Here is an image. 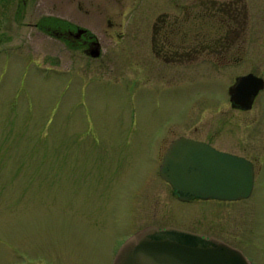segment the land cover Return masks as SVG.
<instances>
[{
    "label": "rangeland",
    "instance_id": "obj_1",
    "mask_svg": "<svg viewBox=\"0 0 264 264\" xmlns=\"http://www.w3.org/2000/svg\"><path fill=\"white\" fill-rule=\"evenodd\" d=\"M198 1L38 0L25 11L0 0V264H103L104 253L112 264L129 219L152 193L170 209L168 191L158 190L160 145L164 153L180 133L205 138L222 126L237 141L215 139L222 150L257 164L252 195L176 201L174 215L264 264V90L249 112L232 110L228 93L240 75L264 77V0H217L244 9L233 44L243 48L242 63L215 68L201 54L158 56L156 18ZM40 12L88 29L100 57L40 33ZM169 130L175 136L161 140Z\"/></svg>",
    "mask_w": 264,
    "mask_h": 264
},
{
    "label": "water",
    "instance_id": "obj_2",
    "mask_svg": "<svg viewBox=\"0 0 264 264\" xmlns=\"http://www.w3.org/2000/svg\"><path fill=\"white\" fill-rule=\"evenodd\" d=\"M89 55L100 57L94 43ZM264 89L254 74L239 77L229 88L231 102L249 110ZM253 163L187 138L175 140L166 154L161 175L181 200L195 197L235 202L249 198L255 183ZM113 264H251L244 252L216 237L167 227L140 230L120 248Z\"/></svg>",
    "mask_w": 264,
    "mask_h": 264
},
{
    "label": "flooded vegetation",
    "instance_id": "obj_3",
    "mask_svg": "<svg viewBox=\"0 0 264 264\" xmlns=\"http://www.w3.org/2000/svg\"><path fill=\"white\" fill-rule=\"evenodd\" d=\"M2 1H6V0H2ZM9 1H13V0H9ZM29 1H32L33 3H29ZM37 1L38 0H17V6L18 9L24 7L26 11L29 9L30 5H34ZM41 2L42 1L35 4V6L42 5ZM77 6L80 7L79 2ZM35 10H37V8H35ZM178 10L179 11H177L176 13H163L159 15L153 24V29H152L153 48L155 53L158 54V56H160V54L163 55L167 53L173 54L174 52H182L184 55L189 54V56H187L188 57L187 59H192L195 57L194 56L195 54H201L202 56L204 55L207 61L205 64L215 68H222L227 65L242 63L243 48L236 47L235 45H233L235 40L239 38L241 34V31H239L240 30L239 18L241 15L243 16L242 12H244V9L241 8L239 2L199 0L198 2H194L192 4L182 5L179 7ZM17 11H15L13 15L14 18ZM39 16L40 18L38 22L34 24V27L39 29V32L42 33L43 35L58 40L59 42H61L71 50H75V51L83 50L84 53L89 55L90 50L94 47V43L98 42V38L88 29L80 28L74 21H72L71 19L64 18L63 15H55L52 17L51 15L48 16L40 12ZM207 25L209 26V30L205 28ZM199 26L201 27V29L197 30ZM177 37H181L182 41L180 40L175 42L174 38ZM193 37L196 39L197 38H205V39L204 41L196 40V43L198 44L193 45L192 40L189 41V39ZM209 37L214 38L215 40L213 39L214 40L213 42L207 41L206 39ZM225 39H226L225 41L226 44L224 43ZM177 42H182V43H179V45H177ZM211 43H215V44H211ZM2 44L3 42L0 40V45ZM176 60H179V58ZM248 74H251V72ZM248 74L240 75L236 77V81L239 77L246 76ZM258 77H262V76H258ZM262 78L264 79V77ZM228 93H229V89H228ZM230 102H231V97H230ZM231 107L232 110L234 109L239 112H249L253 108L252 107L249 110H244L241 109L239 106L235 105L233 102H231ZM225 122L229 124L235 123L233 117L231 119L226 120ZM175 134H176L175 132L169 130L167 131L166 135L161 137V140L165 137H170L171 135L175 136ZM222 136H227L232 139L230 141H226L227 145H235L237 143V141H235L236 134L233 131V129L229 128L227 130L224 129L222 126L220 129H217L216 131H212L211 134L206 133L205 138L197 137L193 134L180 133L179 135L169 140V142L165 146L166 148H164V150H166L164 153L161 151L163 149L161 148L160 145L159 148L160 150H158V152L154 155V159L158 158L160 161L159 177L162 182L161 184L162 188L158 190H161L162 192L168 191L169 194L167 198H169L170 200V202L168 203L170 205V209L166 210L159 208V202H157L158 204L156 203L155 205V203H153L154 194L152 193L153 196L151 195L152 197L150 196L147 200L148 203L147 207L144 205V208L139 213L137 212L133 213L132 216L136 218V220H133L132 218L129 219L130 227L127 229L128 235L124 237V240L123 239L119 240L120 243H122L120 245V248L126 243V241L129 238H131L137 232L151 226H157L159 228H167L169 226H174L180 229L190 230L194 233L201 234L205 237L213 236L212 234L204 232L201 229L194 226L190 218L184 221H176V217L174 215L176 201L178 203L181 202V203H186L187 205H191L193 202L205 201V199H202L200 197H195L186 201L181 200L180 196L174 189L173 185L162 177L161 167L164 163L167 152L169 151L172 143L175 140L184 137L197 142L208 144L217 150L223 151L222 144L218 143L215 140ZM224 152L237 155V153H233L230 151H224ZM243 157L249 159L253 163L254 172H255L254 173L255 183H256L257 175L259 173L257 169V164L254 159L248 156H243ZM255 183H254V187H255ZM153 205H155L154 208ZM120 248L116 252V256ZM100 256L104 258V260H102L103 264H108L107 261L105 260H107V258L109 257V253L107 254L104 253L103 255ZM116 256L114 257V260Z\"/></svg>",
    "mask_w": 264,
    "mask_h": 264
}]
</instances>
